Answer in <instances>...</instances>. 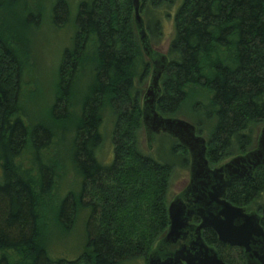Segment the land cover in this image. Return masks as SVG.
Returning a JSON list of instances; mask_svg holds the SVG:
<instances>
[{"label": "trees", "instance_id": "1", "mask_svg": "<svg viewBox=\"0 0 264 264\" xmlns=\"http://www.w3.org/2000/svg\"><path fill=\"white\" fill-rule=\"evenodd\" d=\"M28 2L0 0V264H136L140 260L147 264L169 227L173 167L190 161V154L167 133L154 135L153 140L160 139L155 155L139 147L144 123L134 80L147 75L149 62L139 41L133 2L79 4L72 44L62 52L50 121L27 115L20 102L27 57L21 48L26 42L24 31L38 17ZM163 2L141 4L152 36L160 33L161 22L149 13ZM69 20V2L55 0L53 24L61 27ZM174 23L158 110L165 116H181L185 100L196 96L186 120L206 138L213 165L252 149L255 128L264 122V0H181ZM86 68L90 82L72 130L70 156L80 189L77 195L68 193L54 212L56 223L62 221L71 229L77 212L86 210V242L75 258H55L42 235V207L54 188L57 169L43 152L56 144L57 121L70 117L72 85ZM106 109L114 123L110 163L97 156ZM24 153L32 154L33 172L20 163ZM263 194L264 167L253 177L232 183L227 199L261 210L264 226ZM204 234L209 244L224 246L215 232Z\"/></svg>", "mask_w": 264, "mask_h": 264}, {"label": "rangeland", "instance_id": "2", "mask_svg": "<svg viewBox=\"0 0 264 264\" xmlns=\"http://www.w3.org/2000/svg\"><path fill=\"white\" fill-rule=\"evenodd\" d=\"M70 5V20L67 24L57 27L52 22V6L55 0H29L30 11L38 14L36 22L28 24L25 28V46H21L22 51L27 57L24 58L23 77L21 80L20 96L21 105L32 118L37 121H50L49 110L57 95L59 66L61 63L62 52L66 47L71 46L73 36L76 31L75 18L78 12L79 4L83 0H67ZM170 1V0H169ZM163 2L161 6H153V10L149 13L153 17H157L161 24L160 33L150 35L152 48L161 53L168 54V48L175 34L174 17L181 0H173ZM151 2H148V5ZM152 8V7H151ZM34 14V15H35ZM140 41V40H139ZM149 62V70L144 77H136L134 80L135 87L140 91V100L143 105L144 94L148 88L151 74L152 62L144 56ZM84 72H80L72 85V94L69 95V101L72 106L70 117L57 121L59 133L56 144L51 151H44L43 158L56 164L57 173L55 176L54 188L50 195L44 197L42 207V235L47 241L51 256L58 258H75L84 250L86 242L85 221L86 210L80 209L75 215V219L71 229H66L60 221L56 223L54 212L55 208L60 205L68 193L77 195L80 189V177L71 162L72 156V138L73 127L78 121L81 104L85 97L87 84L89 81L88 68ZM3 76V74L1 75ZM0 76V79L2 77ZM196 96H190L183 104V108L190 113L194 108ZM175 116L186 119L189 113ZM191 119V117H189ZM113 116L109 109L102 114V143L97 149V156L103 163H110L113 159ZM54 126V125H53ZM208 126V125H207ZM264 127V122L255 128V146L258 136ZM209 127L205 128V133H209ZM65 132V133H64ZM206 135V134H204ZM203 136V135H202ZM158 137V136H157ZM155 137L150 143L147 140V134L144 125H142L139 133V147L149 155H155L160 147V139ZM237 153L224 157L222 161L216 165H220L230 160ZM32 154L24 153L20 163L29 168L33 172ZM190 161L184 165L176 164L171 173L169 183V197L174 199L188 184L190 178ZM170 200V201H171ZM260 201H264V194ZM158 243V242H157ZM156 243V244H157ZM155 244V245H156ZM154 245V248H155ZM224 253L230 257V250H224ZM136 264H146L144 261Z\"/></svg>", "mask_w": 264, "mask_h": 264}, {"label": "water", "instance_id": "3", "mask_svg": "<svg viewBox=\"0 0 264 264\" xmlns=\"http://www.w3.org/2000/svg\"><path fill=\"white\" fill-rule=\"evenodd\" d=\"M143 1L132 0L141 46L152 62V74L142 105L147 140L150 143L154 135L167 133L177 139L190 154V180L169 202V227L158 242V245L178 243L180 248L165 256H160L158 249H154L148 256V264H227L203 239L202 229L205 228L214 230L224 243L243 246L249 264L256 260L264 264L261 216L257 212H246L243 206L235 205L227 199L228 187L233 182L253 177L256 168L264 166V127L254 149L236 155L220 166L211 167L207 157V140L198 134L195 124L184 118L165 116L157 108V101L162 95L161 78L169 58L151 46L140 11ZM194 215L202 220L195 227L193 239L186 244L187 228Z\"/></svg>", "mask_w": 264, "mask_h": 264}, {"label": "flooded vegetation", "instance_id": "4", "mask_svg": "<svg viewBox=\"0 0 264 264\" xmlns=\"http://www.w3.org/2000/svg\"><path fill=\"white\" fill-rule=\"evenodd\" d=\"M257 143V142H256ZM255 147H253L252 149H254ZM252 149H249V150H247V151H245V152H242V153H238L237 155H239V154H245V153H247L248 151H251ZM236 156V155H235ZM234 157V156H233ZM229 161V160H228ZM227 161V162H228ZM224 163H226V162H224ZM224 163H222V164H224ZM222 164H220V165H222ZM210 165H211V167L212 168H214V167H216V166H220V165H213V164H211L210 163ZM264 166H260V167H258V168H256V170H255V172H254V175L257 173V171L260 169V168H263ZM189 180H190V178H189ZM238 181H244V180H237V181H235V182H238ZM234 183V182H233ZM187 186V185H186ZM245 209H246V212H257L260 216H261V221H260V223H261V225H262V227L264 228V226H263V224H262V218H263V212L261 211V210H259L258 208H248V207H246V206H243ZM201 218L199 217V216H197V215H194L193 217H192V219L189 221V224H190V226L187 228V235H186V244H189L190 243V241L193 239V237H194V233H195V227L197 226V225H199L200 224V222H201ZM208 230H211V231H213V232H215L214 230H212V229H210V228H205V229H202V237H203V239L206 241V243L209 245V246H212L218 253H219V255L221 256V258L227 263V264H249V259H248V257H247V255H246V252H245V248L243 247V246H237V245H230V244H227V243H224V242H222V241H220L219 240V238H218V235H217V233H216V235H217V238H218V240H219V242L220 243H222V244H224V246H221V248L219 249L218 247H216L215 245H212V244H209V242L206 240V238H205V231H208ZM159 242V241H158ZM177 248H180V244H178V243H176V244H171V245H166V244H160V245H158V243L155 245V248L153 247V249L152 250H156V249H158L157 250V252L160 254V256H165L166 254H168V253H171V252H173L175 249H177ZM151 250V251H152ZM224 250H230V260L231 261H233V263H230V262H228L227 260H225L224 258H223V255H222V253L223 254H225L224 253ZM222 252V253H221ZM226 255V254H225ZM227 256V255H226ZM260 264V262H259V260H256V261H254V262H252L251 264ZM147 264H148V262H147Z\"/></svg>", "mask_w": 264, "mask_h": 264}]
</instances>
